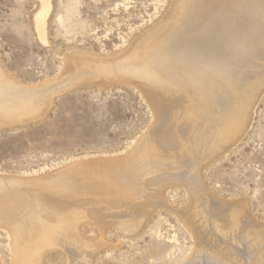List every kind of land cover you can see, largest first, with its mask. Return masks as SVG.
I'll return each mask as SVG.
<instances>
[{
    "label": "bare ground",
    "instance_id": "1",
    "mask_svg": "<svg viewBox=\"0 0 264 264\" xmlns=\"http://www.w3.org/2000/svg\"><path fill=\"white\" fill-rule=\"evenodd\" d=\"M38 1L34 25L46 43L52 4ZM151 17L108 63L91 64L95 68L82 73V63L71 57L64 72L68 77L61 82L73 83L84 73L101 76L98 85L130 82L153 108L152 128L120 160L79 163L48 180L26 182L33 190L51 188L46 200L33 192L22 199L1 194L0 228L9 241L11 264H40L43 254L55 248L69 264H90L97 245L83 237L82 228L95 223L102 234L111 224L129 235L148 208L166 209V185L158 187L159 181L181 183L189 193L190 205L175 211L195 239L193 253L182 264H264V223L251 218L244 200L219 201L198 176L205 162L234 145L249 126L264 86V0H163ZM3 73L0 119L7 121L2 125L38 116L58 87L21 86ZM63 175H79L80 186L68 179L62 185Z\"/></svg>",
    "mask_w": 264,
    "mask_h": 264
},
{
    "label": "rangeland",
    "instance_id": "2",
    "mask_svg": "<svg viewBox=\"0 0 264 264\" xmlns=\"http://www.w3.org/2000/svg\"><path fill=\"white\" fill-rule=\"evenodd\" d=\"M160 1L51 0L43 43L34 25L39 1L0 0V70L21 86L61 87L56 86L40 115L3 125L7 120L0 119V197L22 199L33 192L32 196L46 200L51 188L33 190L26 182L48 180L81 163L120 160L149 133L155 120L153 108L130 82L98 85L101 76L90 73L76 75L70 84L61 81L68 77L64 72L71 57L82 63L81 71L112 60L137 27L148 25ZM257 94L246 131L234 145L205 162L198 176L219 201L244 200L251 218L264 223V86ZM67 177L63 175L62 185L74 180L80 186L79 175ZM162 185H166L162 190L166 209L148 208L142 220L139 217L142 223L136 221V232L124 235L108 224L101 234L91 222L82 228L83 237L97 245L88 258L90 264H182L191 256L195 239L175 213L190 205L189 193L178 182L157 184ZM6 238L0 228V264L12 263ZM53 250L45 252L39 263L69 264L64 252Z\"/></svg>",
    "mask_w": 264,
    "mask_h": 264
}]
</instances>
